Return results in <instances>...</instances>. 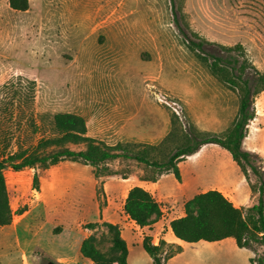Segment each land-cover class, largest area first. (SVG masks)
Masks as SVG:
<instances>
[{
  "label": "rangeland",
  "instance_id": "1",
  "mask_svg": "<svg viewBox=\"0 0 264 264\" xmlns=\"http://www.w3.org/2000/svg\"><path fill=\"white\" fill-rule=\"evenodd\" d=\"M30 1V11L23 13L6 11L0 0V141L6 155L55 137L56 113L81 115L90 137L130 144L136 151L147 148L152 160H165L192 130L224 135L237 114L239 94L187 48L176 18L188 35L223 46L241 44L264 74V0ZM205 49L226 57L216 45ZM255 111L243 148L258 153L264 169V91L255 99ZM174 115L179 136L162 144ZM179 167L180 182L173 174L157 181L164 178L169 198L183 192L182 202H175L179 206L211 189L244 209L257 202L240 168L218 145H207ZM111 168L119 175L101 178L102 184L91 166L70 161L47 170L5 171L13 210H26L16 215L12 229L19 232L18 245L32 251L29 264H78L79 242L93 233L87 225L101 222L104 213L129 240V264H154L139 240L133 241L134 227L122 204L140 177L158 173L128 160L112 162ZM128 171L133 174L123 179ZM151 183L144 186L151 190ZM146 230L144 236L151 234ZM14 237L0 228V264H24ZM191 246L171 264H250L251 256L264 254L262 247L254 253L230 242Z\"/></svg>",
  "mask_w": 264,
  "mask_h": 264
},
{
  "label": "trees",
  "instance_id": "2",
  "mask_svg": "<svg viewBox=\"0 0 264 264\" xmlns=\"http://www.w3.org/2000/svg\"><path fill=\"white\" fill-rule=\"evenodd\" d=\"M9 7L17 12L30 10V0H8ZM176 25L185 39L187 48L196 57L207 64L211 73L229 89L239 94V106L231 127L224 135L207 136L192 130L179 139L174 150L165 160L150 159L147 148L135 150L130 144L108 145L102 140L90 137L85 118L74 113H56L53 127L56 136L43 138L33 150H19L6 155L0 141V227L13 223L16 215L26 210L14 211L9 200L5 171L10 169L21 172L25 169L47 170L64 161L91 166L95 179L102 184L101 178L119 175L111 168V163L119 160L136 161L157 171L153 178L140 177L139 180L156 183L159 176L173 174L179 182L182 179L179 164L187 157L196 155L204 146L218 145L226 150L240 168L250 184L251 191L258 195L257 202L248 208L237 207L222 191L207 190L196 194L184 205L185 215L171 221L173 234L186 243L220 242L233 238L238 248L256 253V247L264 250V169L261 156L243 148L247 137L248 125L256 117L255 99L264 91V74L249 62L243 46H223L208 40L199 39L197 34L188 35L176 18ZM196 37V38H195ZM217 46L226 57L206 51V46ZM178 117L171 119L172 130L162 144L178 138ZM71 145H84V149L75 150ZM139 147V144H135ZM155 150L158 146L146 145ZM132 172L121 173L128 179ZM252 176L255 181L252 180ZM33 187L39 189V176L33 177ZM104 193L103 187L99 188ZM104 202L101 206H105ZM124 213L140 228H151L163 216L161 205L150 191L141 187H132L125 199ZM87 228L93 233L81 244L80 253L92 264H129L127 241L122 236L118 224L107 221L90 223ZM144 251L153 259L154 264H167L168 259L182 251L176 244L161 240L153 243L146 235L142 241ZM251 264H264V254L250 258Z\"/></svg>",
  "mask_w": 264,
  "mask_h": 264
},
{
  "label": "crops",
  "instance_id": "3",
  "mask_svg": "<svg viewBox=\"0 0 264 264\" xmlns=\"http://www.w3.org/2000/svg\"><path fill=\"white\" fill-rule=\"evenodd\" d=\"M5 2H6V5H7V10L6 11H10V10H8V9H11L9 7L8 0H5ZM11 11H14V10L11 9ZM29 11L30 10H28L26 12H29ZM26 12H23V13H26ZM2 20H3V14L0 11V22ZM204 147H206V146H204ZM162 180H160V182L151 183V190H148V188H146L144 186L146 184V182H144V181H140L139 180V182L134 185V186H141V187L147 189L148 191H150L152 193V195L155 197V199H156V196L159 197V199L157 201L161 205V209L163 211V216L160 219V221L155 223L151 228H140L133 221L130 220L131 221V227H134V228H130V231H131L130 235L133 237V241L137 242L139 240V243L142 245V241H143V237H144V235H143L144 232L143 231H147L146 229H152V230H150L151 234L147 233V235L152 237L153 243L155 245H158L160 243V241L163 240V241L167 242L168 244H176V245L181 246L182 247V251L180 253L174 255L170 259H168L167 264H171L178 257H181V256L185 255V253H187L188 249L192 247L191 245H194V244H197V243H192V244L186 243V242L178 239L177 237H175V235L173 234L171 226H170L171 221L176 219V218L183 217L185 215V211H184L185 203L183 202L182 205L179 206L178 204H175V202H177V203L182 202V198L181 197L184 194H183V192L178 191L179 196L177 198L172 199V197L171 198L167 197L166 196V191H164V188L162 187ZM128 192H129V190H128ZM127 194H126V197H127ZM126 197H125V199H126ZM125 199L123 200V204H122L123 206L125 204ZM162 202H165L164 206H162V204H161ZM166 203H169L170 206H168V204H166ZM174 208H176V210H174ZM18 216H21V215H18ZM14 218H17V217L15 216ZM102 221H107V222H111V223L116 224L115 222H112V220L110 218H108V216L105 213L103 214V220ZM14 222H15V220H13V223L11 225L6 226V227H0V228H2V231H5V232H6V230L7 231L9 230L11 233H13L15 235V237H14V245L16 247L15 248L16 251H18L19 255L21 256V259H22L21 262L24 263V264H29V259H28L29 255H28V253H32V251L31 250L28 251V249H26L25 247H22L21 245H18L19 232H17V230H13L12 229V227H14L13 226ZM140 235H142V237ZM122 236L127 241L128 249H129V240H128L127 237L124 236V231L123 230H122ZM84 239L85 238L80 240L79 245H78V250H79V256H78L79 257V263L78 264H92L88 259L84 258L81 255V253H80L81 244H82V241ZM201 242H204V241H200L198 243H201ZM226 242H230L234 247L237 246L236 242H235V240L233 238H228V239H225L223 241L216 242V243L223 244V243H226ZM251 258H252V256H251Z\"/></svg>",
  "mask_w": 264,
  "mask_h": 264
},
{
  "label": "water",
  "instance_id": "4",
  "mask_svg": "<svg viewBox=\"0 0 264 264\" xmlns=\"http://www.w3.org/2000/svg\"><path fill=\"white\" fill-rule=\"evenodd\" d=\"M48 264H62V263H59V262H49Z\"/></svg>",
  "mask_w": 264,
  "mask_h": 264
}]
</instances>
